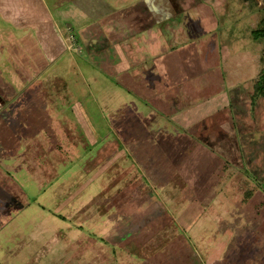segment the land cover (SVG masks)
Segmentation results:
<instances>
[{
  "label": "crops",
  "instance_id": "0c3cea01",
  "mask_svg": "<svg viewBox=\"0 0 264 264\" xmlns=\"http://www.w3.org/2000/svg\"><path fill=\"white\" fill-rule=\"evenodd\" d=\"M137 1L149 10L147 19L169 15L168 0H74V4L88 19L94 20L109 17L128 4L133 9ZM197 2L194 8L200 16L195 22L197 26H215L214 17L228 18L232 9L247 6L243 0ZM210 3L214 4L212 12ZM44 7L41 0H0V16L16 26H29L37 40L38 58H41V44L45 57L53 59L64 52L66 46L62 31L41 18ZM116 17L108 19L107 23L116 26ZM200 41L193 38L143 60L126 38L112 42L104 50L93 51L91 60L98 69L112 75L125 71L124 80L141 95V98L129 95L133 106L130 121L120 116L118 121L114 116L115 120H110L111 127L106 124L105 128L95 131L89 123H97L96 117L82 113L59 116L43 110L39 114L33 112L3 119L0 202L21 214L32 205L30 199L36 198L39 201L36 217L41 225L27 228L25 233L21 227L15 229L16 233L29 237L26 242L21 238L23 251L12 256L24 257L25 249L36 248L35 245L47 248L52 243L54 249L64 252V258L60 259L62 264H148L146 256L153 253L156 235L172 227L163 219L173 208L170 204H182L179 219L188 212H200L197 199L186 197L197 195L210 172L224 161L237 164L238 169L243 166L240 137L231 126L234 120L230 116V98L242 97L244 93L251 99L249 87L254 77L251 69L255 73L257 56L252 65L249 64L252 55L245 46L230 51L217 63H208L207 67L203 64ZM242 69L248 72L245 82H228L232 73ZM184 82L193 85L194 88L188 90L197 96L196 102L191 98L188 107L176 108L166 115L147 105L146 100L161 98L169 89ZM227 83L232 85V95ZM64 84H61L62 89ZM243 86H247V90ZM221 112H225L227 118L220 127L227 132H209L207 122ZM196 135L213 140L218 146V156L212 157L207 148L199 152L197 145L189 144L186 148L187 141H193ZM111 137L115 140L108 143ZM193 163L199 167L193 169L190 182L185 186L183 170H189ZM226 168L225 164L223 169ZM168 191L174 193L170 198L166 196ZM31 214L35 219V214ZM41 219L48 223L45 227ZM156 249L163 247L156 246Z\"/></svg>",
  "mask_w": 264,
  "mask_h": 264
},
{
  "label": "rangeland",
  "instance_id": "374dc122",
  "mask_svg": "<svg viewBox=\"0 0 264 264\" xmlns=\"http://www.w3.org/2000/svg\"><path fill=\"white\" fill-rule=\"evenodd\" d=\"M41 1L46 8L41 18L62 31L66 50L56 58L48 59L40 44L41 58H38L39 48L32 29L29 26H16L0 16V128L3 119L9 116L33 112L39 114L43 110L59 116L70 113L94 115L97 123L89 124L94 126L95 131L105 128L106 124L111 127L110 120L114 121V116L130 121L128 117L133 112V106L129 95L139 98L141 95L124 80L125 71L114 75L105 73L91 60L93 51L104 50L120 38H126L141 59L151 58L173 46L199 38L202 40L198 44L203 64L207 67L208 63L219 62L230 51L248 46L253 56L249 59L252 65L258 46L249 39L250 24L255 11L264 6V0H243L246 8L232 9L231 15L225 19H220L219 15L214 17L215 26H197L195 22L200 16L194 8L198 6L197 1L203 0H168L171 6L167 11L169 15H152V19H147L149 10L144 8L141 1H137L133 9L128 4L122 7L123 10L117 9L111 17L94 20L88 19L75 6L74 0ZM213 5H209L211 12ZM115 16L119 17H116V26L107 23ZM232 29L235 35H232ZM251 70L254 76V69ZM246 76V70H236L227 80L245 82ZM61 84L65 88L62 89ZM191 85L180 83L169 89L168 94L161 95V98L152 97L146 103L161 114H170L176 108L187 106L193 97L192 102H196V94L188 90L193 87ZM227 86L232 95V85L227 83ZM244 89L247 90V86ZM241 94L242 97L230 98L229 109L234 120L231 126L240 137L243 166L238 169L237 164L224 161L210 172L197 195L186 197L197 199L200 212H188L179 219L182 204L169 203L173 208L164 214L163 219L172 227L156 235L153 253L146 256L148 264H264V211L261 218L255 219L249 210L240 209L239 196L235 191L244 179H251L259 185L264 183V108L261 102H252L248 95ZM225 118L226 113L221 112L210 119L207 122L209 132L226 133L227 130L224 128L222 131L220 127ZM124 125L127 126L128 122ZM112 140L115 139L111 137L107 142ZM186 144V148L197 145L199 152L207 148L212 157L218 156V146L214 141L201 135H196L193 141ZM225 164L228 169H223ZM198 167L193 163L189 170H183L186 181L182 183L185 186L190 182L193 169ZM170 171L173 172L172 168ZM168 192L167 198L174 195ZM186 192L187 189L184 190V197ZM30 200L32 205L21 214L0 202V264H62L60 259L64 258V252L60 248L54 249L52 243L47 248L35 245L39 248L25 249L24 257L11 255L22 252L24 242L21 238L26 242L29 237L16 233L15 229L21 227L25 233L32 226L41 227L36 217L39 210L36 202L39 201L33 197ZM31 213L35 214V219L31 218ZM3 214L7 215V219ZM43 221L41 219L40 223L45 227L48 223ZM220 227L223 228L213 233ZM18 237L20 241H17ZM156 246L163 249H156Z\"/></svg>",
  "mask_w": 264,
  "mask_h": 264
},
{
  "label": "trees",
  "instance_id": "16d2710c",
  "mask_svg": "<svg viewBox=\"0 0 264 264\" xmlns=\"http://www.w3.org/2000/svg\"><path fill=\"white\" fill-rule=\"evenodd\" d=\"M249 35L250 41L258 46L257 65L250 83L251 100H259L264 108V8L256 12ZM235 191L239 196V208L249 210L255 219L261 218L264 211V183L259 185L251 179H244Z\"/></svg>",
  "mask_w": 264,
  "mask_h": 264
}]
</instances>
